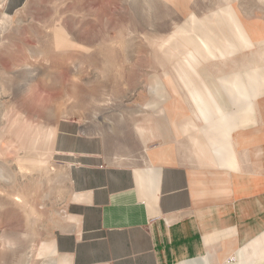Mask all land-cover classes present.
I'll return each instance as SVG.
<instances>
[{
  "label": "rangeland",
  "instance_id": "obj_1",
  "mask_svg": "<svg viewBox=\"0 0 264 264\" xmlns=\"http://www.w3.org/2000/svg\"><path fill=\"white\" fill-rule=\"evenodd\" d=\"M225 101L254 103L264 120V0H0V264H55L57 240L77 230L76 191L107 170L146 167L161 145L170 164L217 173L192 139L205 136L172 123ZM201 199L207 234L235 231L185 264H233L237 250L250 260L246 224L264 220L244 222L234 204L216 215L223 199Z\"/></svg>",
  "mask_w": 264,
  "mask_h": 264
},
{
  "label": "crops",
  "instance_id": "obj_2",
  "mask_svg": "<svg viewBox=\"0 0 264 264\" xmlns=\"http://www.w3.org/2000/svg\"><path fill=\"white\" fill-rule=\"evenodd\" d=\"M231 103L203 102L202 107L193 108L191 113L172 123L176 133L177 122L182 121L181 130H198L205 136V143L197 136L192 139L201 152L210 153L217 173L211 176L198 171L191 173L184 166L170 164L175 158L167 145L147 152L151 163L146 167L134 165L123 170H107L100 181L76 191L77 230L70 235L68 245L61 237L57 240L59 260L55 264L205 261L201 258L206 255L208 244L234 235L235 227L227 223L225 229L220 227L221 230L207 234L200 216L204 208L202 196L216 194L223 199L221 207L211 208L216 215L229 212L230 204H234L244 222L250 217L264 220V120L261 112L253 108L254 103L252 108ZM256 122L259 128L232 136L233 128L239 124ZM140 127L137 126L139 133ZM247 157L254 172L245 177L238 170L239 161ZM244 188L257 191L242 196L240 192L246 193ZM236 193L237 199L232 202ZM251 221L246 224L248 231L243 236L244 242L251 244L252 258L247 260L246 251L237 250L233 264H258L255 259L264 254L259 247L264 244V225L252 232L258 224ZM205 263L208 264L207 260Z\"/></svg>",
  "mask_w": 264,
  "mask_h": 264
},
{
  "label": "bare ground",
  "instance_id": "obj_3",
  "mask_svg": "<svg viewBox=\"0 0 264 264\" xmlns=\"http://www.w3.org/2000/svg\"><path fill=\"white\" fill-rule=\"evenodd\" d=\"M173 46V45H172ZM213 54V53H212ZM214 57V56H213Z\"/></svg>",
  "mask_w": 264,
  "mask_h": 264
}]
</instances>
